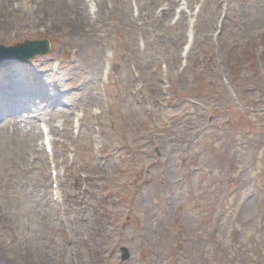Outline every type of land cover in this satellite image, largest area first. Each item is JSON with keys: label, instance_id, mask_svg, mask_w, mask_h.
Here are the masks:
<instances>
[{"label": "rangeland", "instance_id": "rangeland-1", "mask_svg": "<svg viewBox=\"0 0 264 264\" xmlns=\"http://www.w3.org/2000/svg\"><path fill=\"white\" fill-rule=\"evenodd\" d=\"M172 2L95 0L84 32L24 0L2 23L0 45L50 42L0 71L8 105H63L39 107L56 201L34 103L0 118V264H264V0Z\"/></svg>", "mask_w": 264, "mask_h": 264}, {"label": "bare ground", "instance_id": "bare-ground-1", "mask_svg": "<svg viewBox=\"0 0 264 264\" xmlns=\"http://www.w3.org/2000/svg\"><path fill=\"white\" fill-rule=\"evenodd\" d=\"M17 1V0H15ZM70 3H69V2ZM20 2V3H19ZM19 2H12V0H0V27H2L4 24H8L9 25L12 24V22L20 15V10L22 9H27V6H25L24 0H19ZM84 2V0H83ZM83 2L81 0V2L78 1V3H73L70 0H33V5L30 6V10L33 8L34 10H40V13H38L39 15H43V17L48 16L49 15V11L48 9L52 6L54 7H59L60 5L63 6V8H66L67 11L72 10V13H75V17L74 19L76 21L73 22L71 30L74 31L76 29H80L84 32H87L88 29L90 30V28L93 26V22L92 21H88L89 20V14L87 13V11L83 8ZM45 5H49L48 7H44ZM78 7H77V6ZM35 6V7H33ZM47 9L44 10V9ZM62 8V9H63ZM65 10V9H64ZM5 21L4 24H2ZM7 25V26H9ZM6 27V26H5ZM14 85V83L12 84V86ZM1 95V99L4 102V104L2 103V105H8V99L10 98V93L3 95V92L0 93ZM0 99V100H1ZM45 107L50 108L51 104L46 103ZM14 118V117H13ZM12 118V119H13ZM17 119V118H15ZM33 136L35 137V135L33 134ZM78 201H81V197H78Z\"/></svg>", "mask_w": 264, "mask_h": 264}, {"label": "water", "instance_id": "water-1", "mask_svg": "<svg viewBox=\"0 0 264 264\" xmlns=\"http://www.w3.org/2000/svg\"><path fill=\"white\" fill-rule=\"evenodd\" d=\"M48 50L47 42H39V43H30L27 42L21 46H18L12 50H4L2 46H0V56L1 55H9L16 58L19 61L30 58L31 56L38 54H45ZM126 252L123 253L122 258H126Z\"/></svg>", "mask_w": 264, "mask_h": 264}]
</instances>
